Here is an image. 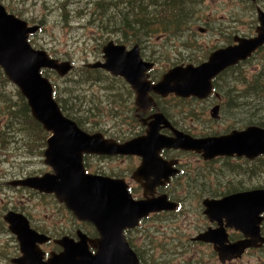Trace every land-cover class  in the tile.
<instances>
[{
	"label": "rangeland",
	"instance_id": "obj_1",
	"mask_svg": "<svg viewBox=\"0 0 264 264\" xmlns=\"http://www.w3.org/2000/svg\"><path fill=\"white\" fill-rule=\"evenodd\" d=\"M12 1L11 12L40 25L38 32L30 37L31 44L47 49L54 58L72 63V71L64 78L55 69L43 70V74L53 77L57 85L64 86L62 90H72L65 95L57 91L59 99L69 98L74 103L71 117L85 129L111 128L110 134L118 133L122 108L134 104V96L125 81L102 78L100 72L86 67L87 63L102 58L103 45L111 40L118 43L123 40L132 47L137 38L142 55L159 61L158 70L163 72L177 64L202 63L211 51L232 43L234 35L252 36L259 25L257 4L251 0H185L183 7L192 16L176 33L166 36L141 34L138 29L137 35L130 34L125 39L121 32L107 33L95 17H90L96 0ZM102 1L111 9H139H136L139 0H135L136 5L134 2L127 4V0ZM140 1L152 2L148 7L154 9L158 0ZM0 3L8 6V0H0ZM258 4L264 9V0H258ZM201 26L207 31L200 32ZM179 55L185 57L176 58ZM217 83L220 99L162 102L177 128L196 136L220 134L254 123L264 128V124H259L260 121L264 123V92L248 94L245 87L261 83L264 88V47L222 74ZM76 95L81 97L77 102ZM19 97L24 98L19 87L0 66V121L5 119L2 114L6 110L10 126L9 132L1 136L0 175L8 172V178L51 170L41 160V154L30 147V141L37 136L44 137L46 144L48 134L36 123L24 103L19 107ZM215 103L221 105L219 119L212 118L209 112ZM182 113L194 115V120L178 118ZM170 155L176 156L171 152ZM176 157L187 165L171 187L175 198L169 200L175 202L178 198L182 204L146 220L144 230L133 234L131 241L134 239L136 244H132L149 264H221L212 245L197 243L191 238L212 224L203 213L204 197L218 196L234 183L244 182L245 164L228 157L206 162L198 154L188 152ZM133 164L132 159L123 163L120 159L110 161L116 170H132ZM11 191L6 186L0 187V264H9V256L16 252L15 239L3 220V214L11 207L8 200ZM28 204L40 209V218L49 231L57 233L76 225L73 216L51 196L33 197ZM83 228L92 231L90 225H83Z\"/></svg>",
	"mask_w": 264,
	"mask_h": 264
},
{
	"label": "water",
	"instance_id": "obj_2",
	"mask_svg": "<svg viewBox=\"0 0 264 264\" xmlns=\"http://www.w3.org/2000/svg\"><path fill=\"white\" fill-rule=\"evenodd\" d=\"M251 1L256 3L258 0ZM256 9L259 25L255 35H236L234 43L215 49L208 60L199 65H176L157 84L151 85L145 81V73L154 64L143 61L138 44L128 50L126 45L111 40L103 47L106 61L91 66L104 67L115 74L123 72L127 81L138 91L141 101L145 100L149 90L163 95L175 93L180 96L207 97L212 91V79L215 76L227 67L249 59L264 46V9L260 5ZM38 28V25H28L26 20L8 12L0 4V66L28 99L34 118L51 132L44 155L45 163L52 167L53 172L28 176L15 180L12 184L55 193L78 219L92 222L100 236L91 239L81 233L78 241L69 237L58 239L63 250L52 253L44 260L36 243L43 242L47 237L35 232L22 213L7 212L4 219L9 223L10 230L17 235L23 252L19 264H142L126 239L125 229L138 226L140 219L151 212L177 207L166 196L139 201L131 199L122 181L88 174L83 163L84 153H138L143 161L136 174L145 175L163 174L171 168L173 162L166 165L159 155L165 146L203 152L206 159L216 155L236 154L254 158L264 154V128L254 124L215 137L194 138L178 130L174 137H166L159 134L161 123L171 125L162 115L156 114L146 135L124 145H110L100 138V133L91 135L84 132L62 113L53 98L52 84L41 74L42 67H51L64 75L73 65L70 61L51 59L44 51L32 46L28 38ZM218 113L219 105H216L211 109V115L216 118L219 117ZM245 195L246 193H239L203 200L205 214L211 221H217L218 226H210L193 239L213 243L222 262L240 256L251 245V240L248 239L228 245L226 229L235 227L248 234L243 216ZM250 233H255L254 227ZM90 246L96 249L95 253L90 250Z\"/></svg>",
	"mask_w": 264,
	"mask_h": 264
},
{
	"label": "flooded vegetation",
	"instance_id": "obj_3",
	"mask_svg": "<svg viewBox=\"0 0 264 264\" xmlns=\"http://www.w3.org/2000/svg\"><path fill=\"white\" fill-rule=\"evenodd\" d=\"M261 7V6H260ZM7 11L11 12L13 11V1L8 0V6H6ZM11 9V10H10ZM13 13V12H11ZM16 14V13H15ZM18 17L19 15L16 14ZM21 18V17H20ZM29 24H33L28 20ZM200 32H205L203 27L199 28ZM35 34H32L30 36H34ZM233 36V41L234 43V37ZM115 42V41H114ZM117 44H123L126 45V48L129 50L131 49L134 45L138 43H134L132 47H129V44H125L123 40H121L120 43L115 42ZM232 43H229L227 45H230ZM106 45V44H105ZM103 45V47L105 46ZM140 46V44H138ZM224 45V46H227ZM32 46L35 49L44 51L51 59H56L59 61H67V60H60L58 58H54L53 55L47 51V49H43L42 47H37L32 43ZM220 46V47H224ZM102 47V51H103ZM141 49V46H140ZM104 55V54H103ZM102 55V58H99V60L95 62H89L86 64V67L93 72H100V75L105 77L106 79H111V80H117L120 82L121 80L125 81L127 85L130 87V90L134 96V104H131L127 108H122V117L120 124L118 125V133L117 134H110L109 132L111 131V128H101L99 130H93L91 128H83L81 126V123H79L76 119L71 117L73 115V107L74 103H71L69 98H63L59 99L57 95L58 93H61L62 95H65L69 92H72V90H62L64 88L60 87L59 84L57 85L55 79L51 76H47L43 74V70L45 68H51V67H42L41 68V74L43 77L47 78L49 82L52 84V95L58 106L60 107L62 113L68 117L69 119L73 120L78 127L83 130L84 132L88 134H98L100 133L101 136L100 138L104 140L106 143H109L110 145H114L113 143L119 144V145H124L130 142L135 141V139L141 137L142 135H145L147 133V129L149 127V124L155 120V115L160 114L164 118H166L170 125H166L165 122L161 123V127L159 128V134L166 136V137H174L175 136V131H181L186 134L191 135L194 138H206V137H215V136H220V135H227L233 132L234 130H240L243 128H233L229 131H226L224 133L220 134H210L206 136H196L192 133H189L187 130H184L182 128H177L176 125L174 124L173 120L171 119V115L167 112V110L162 106V102L170 101L172 99L176 100H185L187 102H190L192 100H206V99H211L216 97L217 99H220L219 92L217 91L218 83L217 80L218 78L224 74L226 71L229 69L235 67V65L229 66L226 69H224L222 72H220L217 76H215L212 79V91L211 93L204 98H200L196 95H190V96H180L176 95L175 93H170L168 95H163L160 93L155 92L154 90H149L146 95H145V100L141 101L139 99V94L138 91L134 86H132L126 79V76L123 72H120L118 74L113 73L110 70H107L104 67H93L91 66L94 63L101 62L104 63L107 58H104ZM142 55V51H141ZM142 59L145 62H150L153 63V67L149 69L145 74H147V78L145 81L150 83L151 85L157 84L158 82L162 81L165 74L174 66L173 65L169 68H167L163 72H159L158 67H159V61L151 58H145L142 55ZM207 60V59H206ZM204 60V61H206ZM119 61V59H118ZM120 62V61H119ZM121 63V62H120ZM186 64V63H182ZM201 64V63H198ZM195 64V65H198ZM180 65V64H177ZM53 70V68H52ZM56 73L61 77L64 78L66 75L69 74V72L72 71V69L62 75L59 71L55 70ZM104 75V76H103ZM58 86V87H57ZM62 90V91H60ZM235 90H230V93H235ZM23 97L25 98H17L19 101V107L22 108L24 103L25 107H28V99L24 96V94L21 92ZM76 102L81 99L79 96H75ZM25 101V102H24ZM64 101V102H63ZM216 105H219V117H216L214 119H219L220 118V111H221V105L218 103H215L211 106L210 108V115H211V109L214 108ZM30 108V107H28ZM66 113H65V112ZM32 114V113H31ZM5 119H2L0 121V143L2 142V134H6L10 130V126L8 123V116L7 111L5 110L4 113L2 114ZM33 116V115H32ZM212 116V115H211ZM34 117V116H33ZM187 118L190 120H194V115H190L187 113H182L181 115L178 116V118ZM159 118V117H158ZM213 118V117H212ZM36 123L42 127L43 130H45L48 134V137L51 135V132L48 131L44 125L38 121L36 118H34ZM163 121V120H161ZM47 137V139H48ZM47 139H46V144L44 141V137H39L37 136L34 140H31L30 147L34 149L37 153H40L42 158L41 160L44 161L45 163V149L47 147ZM171 153H175L177 156L178 154H181L182 152H188L191 154H198L201 156V158L204 161H214L219 158H231L233 160H242L243 163L245 164V170H244V182H237L232 185L231 188L225 190L224 192L220 193L218 196H206V198H222L226 195H237L239 193H246L245 195V202L244 203V221L246 223L247 227V232L248 234L246 235L244 232H242L239 229H236L235 227H227V232H228V245L234 244L240 240H251V245L248 246V248L245 249V251L238 257H234L230 260H226L225 262H222L219 258L218 252L214 248L213 243H207L205 241H197V243H206L208 245H212L214 251L217 253L218 259L221 262V264H264V154H259L254 158H249L246 156H237L234 154L233 156L229 155H216L212 158L206 159L203 155V152H198L193 149H188V148H183V147H175V146H165L162 148L160 151V157L162 160L167 163H172L171 168L169 170H165L166 172L163 174H155L151 173L150 175L147 174H136V171H138V168L141 166L143 157L138 154V153H105V152H100V153H84L83 155V163L85 170L88 174L92 175H102L106 177H110L113 179H117L122 181L124 185H126V189L129 193V196L131 199L135 201L139 200H148V199H153L157 197H167V200L171 199L172 197L175 198V194L171 192V187L174 185V181L180 176L181 173L184 172V165H187L183 159L180 157L172 156L170 155ZM252 155V154H251ZM121 160V162H125V160H133V168L132 170H116L113 166L110 165V161L113 160ZM46 164V163H45ZM48 165V164H46ZM51 170L46 171V172H53V169L50 165H48ZM176 169L177 171H174ZM44 171L36 172L33 175H28V176H36V175H43L46 173ZM175 172V173H174ZM8 173V172H7ZM7 173H4L3 175H0V187L1 186H6L12 191L8 195V200L11 204V207L7 209V211L3 214V220L7 226V228L10 230V225L7 223L4 219V215L7 212H17V213H22L25 215L30 223V227L37 233L44 235L47 237L43 242L41 243H36L38 245V248L42 252V256L44 260H47L52 253H60L63 248L62 246L57 242L58 239H61L63 237H69L72 238L76 241L79 240V237L81 233L87 235L89 238H97L100 236L98 229L96 226L87 220H80L78 217L75 215V213L67 207V205L64 202H61L55 195V193H48L44 191H40L34 187L30 186H24V185H14L12 184L13 181L23 179L28 176H13L11 178L6 177ZM166 174V175H165ZM158 175V176H157ZM22 188V189H21ZM119 188V187H118ZM21 189V190H20ZM258 192V193H257ZM262 192V193H260ZM250 193V194H247ZM256 193V194H255ZM253 194V195H252ZM36 196H51L53 197L57 203L60 206H63L74 218L76 225L72 228L68 229H63L62 231L52 232L47 230L44 227L43 221L40 218V209L36 208L35 206H29L30 200H32L33 197ZM253 196V197H252ZM256 196V197H255ZM247 197V198H246ZM203 199V200H204ZM239 201V200H238ZM175 202L177 204H182L181 200L176 198ZM203 205V201H202ZM204 206V205H203ZM234 210L237 211V208L234 207ZM242 210V209H238ZM167 210H162L159 212H151L147 216H144L142 219H140V223L138 226L134 228H128L125 229L124 234L126 236L127 241L129 244L133 247L130 239L132 238L133 234L137 231L142 232L145 228V221L150 220L155 218V215L158 213L164 212ZM203 213L205 214V207L203 210ZM206 215V214H205ZM208 218L209 222L212 223L209 225L206 229H208L210 226L211 227H217L218 222L217 221H211L209 217L206 215ZM83 225H90L92 227V231H87L83 228ZM255 230V233H250L252 230ZM206 229L202 230L205 231ZM200 231V232H202ZM12 233L11 236L15 239V248L16 252L12 255L9 256V264H19V260L23 256V252L21 251V244L20 241L18 240L17 235L10 230ZM199 232V233H200ZM255 235V238H254ZM194 236L191 238L192 240ZM133 244H136L134 242V239L132 240ZM249 245V244H248ZM136 248V247H135ZM134 248V250H135ZM138 249V248H136ZM90 250L95 253L96 249H94L92 246H90ZM136 251V250H135ZM138 253V252H137ZM140 258V257H139ZM144 258V257H143ZM140 261L143 264H149V262L146 259H140Z\"/></svg>",
	"mask_w": 264,
	"mask_h": 264
},
{
	"label": "trees",
	"instance_id": "obj_4",
	"mask_svg": "<svg viewBox=\"0 0 264 264\" xmlns=\"http://www.w3.org/2000/svg\"><path fill=\"white\" fill-rule=\"evenodd\" d=\"M127 2L131 5L133 2L135 3V0H127ZM184 2L185 0H158L154 4V9H150L148 5L152 2L145 1L142 3L139 0L136 7V9H139L129 11L118 8L111 9L106 7L102 0H96L95 9L90 12V17H95L100 27L107 33L121 32L125 39L130 37V34L137 35L138 29H141V34L161 33V35L166 36L179 31L189 17L192 16L189 11L184 9ZM137 42L138 40L135 38V43ZM182 57L185 56H176V58ZM251 87L253 89L251 92L246 88L249 94L264 92L261 83L251 85ZM28 107L26 108L30 111ZM259 124L263 125L264 123L260 121ZM138 256L140 257L139 254Z\"/></svg>",
	"mask_w": 264,
	"mask_h": 264
},
{
	"label": "bare ground",
	"instance_id": "obj_5",
	"mask_svg": "<svg viewBox=\"0 0 264 264\" xmlns=\"http://www.w3.org/2000/svg\"><path fill=\"white\" fill-rule=\"evenodd\" d=\"M245 87L248 88V91H250V92L253 91L251 85H246ZM235 93H236V92H235ZM248 94H249V93H248ZM87 105H88V104H87Z\"/></svg>",
	"mask_w": 264,
	"mask_h": 264
}]
</instances>
